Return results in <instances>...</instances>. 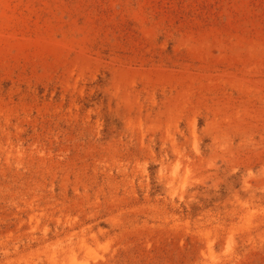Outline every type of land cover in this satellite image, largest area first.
<instances>
[{
  "label": "rangeland",
  "instance_id": "1",
  "mask_svg": "<svg viewBox=\"0 0 264 264\" xmlns=\"http://www.w3.org/2000/svg\"><path fill=\"white\" fill-rule=\"evenodd\" d=\"M0 264H264V0H0Z\"/></svg>",
  "mask_w": 264,
  "mask_h": 264
}]
</instances>
